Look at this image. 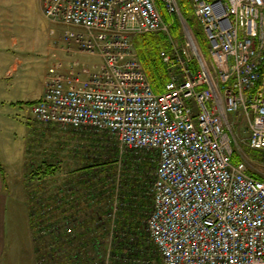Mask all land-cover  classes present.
I'll return each instance as SVG.
<instances>
[{
    "label": "built area",
    "instance_id": "built-area-1",
    "mask_svg": "<svg viewBox=\"0 0 264 264\" xmlns=\"http://www.w3.org/2000/svg\"><path fill=\"white\" fill-rule=\"evenodd\" d=\"M41 2L45 16L65 27L62 50L102 64L54 65L31 106L34 119L109 136L131 167L155 170L150 183L135 187L122 172L83 175L76 203L91 213L65 220L92 219L105 238L82 241L75 262L264 264V180L234 162L240 124L247 147L264 155V0H192L207 57L178 0H161L169 23L157 0ZM175 18L182 47L171 35ZM157 33L170 45L162 53L169 73L163 93L153 90L134 46L138 36Z\"/></svg>",
    "mask_w": 264,
    "mask_h": 264
},
{
    "label": "rangeland",
    "instance_id": "rangeland-1",
    "mask_svg": "<svg viewBox=\"0 0 264 264\" xmlns=\"http://www.w3.org/2000/svg\"><path fill=\"white\" fill-rule=\"evenodd\" d=\"M158 1L160 2L157 0V3ZM11 5V12L17 20L18 37L23 38L29 50L28 57L32 70L24 78L25 81L14 86L16 102L19 103H15L14 108L11 105L8 108L7 105L4 106L0 117V127L3 133L0 135L2 140L0 141V156L5 163L6 173L10 180L8 194L15 200L12 199L9 204L11 221L8 232L13 230L14 235L13 238L11 235L8 237V254L4 264H38L41 261L43 264H77L74 258L77 252H80V243L82 241L92 243L94 238L103 242L105 233L103 230L96 231L92 219H81V222H78L79 219L78 221L76 219L64 220L60 216L62 206L58 200L59 192H61V198L64 193L68 197L67 218L73 217L76 211L85 213L81 210L85 209L86 205L76 203V199L80 200L81 196L78 197L77 190L73 189L74 185L70 184L75 182L78 174L69 177V174L68 176L66 174L68 170H76L77 167H96L100 170V176L103 179L107 173L115 176L122 172L132 187L150 183L155 170L148 163L145 167L146 174L131 167V163L126 158L129 154H121L116 141L110 139L109 136L86 135L53 125H42L34 119L30 100L39 95L49 70L54 65L63 64L64 71L78 63L93 69L99 67L102 60L97 56L87 54L67 55L62 50L65 27L54 24L45 16L41 0H11ZM174 21L176 24L178 20L175 18ZM195 30L198 37L193 29L191 31L195 34L202 53L207 57L209 43L206 35L199 25ZM182 31L183 36L179 37ZM188 31L190 32L189 29ZM171 35L175 44L179 47L185 46L183 28L180 35L175 36L172 33ZM10 116L13 117V121L8 119ZM238 126H240L239 132L241 133L238 155L246 163L249 173L264 180V156L255 157L253 154L259 155V152L254 151L252 154L251 149L246 145L247 132L243 133L242 124ZM243 126L247 129L246 125ZM42 164L56 166L55 176L44 178L43 181H32L30 175L33 170L28 167H34V170H37V167ZM60 184L63 185L61 191L58 189ZM65 188L70 190H65ZM32 201H35L34 209L39 212V217H34L33 223L31 222L32 238L35 242V253L31 254L28 250L30 242L27 238L28 225L24 204ZM56 208H58L57 211H55ZM31 209L30 206V216ZM76 222V226L68 230L69 224ZM91 229L96 232L92 233ZM12 239L13 242H11ZM61 244L64 246L62 247Z\"/></svg>",
    "mask_w": 264,
    "mask_h": 264
},
{
    "label": "crops",
    "instance_id": "crops-1",
    "mask_svg": "<svg viewBox=\"0 0 264 264\" xmlns=\"http://www.w3.org/2000/svg\"><path fill=\"white\" fill-rule=\"evenodd\" d=\"M11 6V0H0V117L2 115V109L5 108L4 106L7 105L8 108V106L11 105L12 108H14L15 103H19L16 102L14 86L25 81L24 78L32 70L28 57L29 50L23 38L20 37V39L18 37L19 31L17 29V20L15 15L11 12ZM47 82L48 77L45 80L44 86L39 95L35 99L30 100L31 102L36 103L43 97ZM8 119L13 121L12 116ZM2 134V129L0 127V135ZM0 141L2 140L0 139ZM5 167V163L0 156V264H4V261H6L8 254V237L11 235L13 238L14 235L13 230L8 232L9 223L11 221L9 204L14 198H10L11 196L8 194L10 180L7 176ZM75 169L76 170H68V173H66L67 176L68 174L69 177L74 174H78L77 176L80 174L84 175L86 173H91L92 171H95L94 169L98 168L77 167ZM60 187L63 188V185L60 184L59 188ZM24 206L26 207L27 214V238L30 242L28 250L32 254L35 253V242L32 238V225L29 214V207L31 204L25 203ZM17 207L20 208L18 205ZM81 211L85 212L87 215L91 213V209L87 207ZM11 242H13V239Z\"/></svg>",
    "mask_w": 264,
    "mask_h": 264
},
{
    "label": "trees",
    "instance_id": "trees-1",
    "mask_svg": "<svg viewBox=\"0 0 264 264\" xmlns=\"http://www.w3.org/2000/svg\"><path fill=\"white\" fill-rule=\"evenodd\" d=\"M181 11H182V15L184 17V19L187 21V23L190 25V27L193 29V31L195 32L196 36L197 32L195 30V28L197 27L198 22L195 19L194 16V11H193V3L192 0H178ZM158 6L159 9L162 13V16L165 20V22L169 23L170 18L167 16L166 12L163 10V7L161 5V0L160 2L158 1ZM200 26V25H199ZM182 25L177 21L176 24H173L171 27V33L175 36H178V34L180 35L181 33V29H182ZM183 36V31H182V35H180L179 37ZM134 46H135V50L138 54V58L140 60V62L143 65V68L148 76V79L153 87V90L156 93H163L165 91L166 85L169 81V73L167 70V67L165 66V64L163 63V59H162V53L164 51H170V45L168 42V37L167 35H165L164 33H157V34H146V35H141L138 36L135 41H134ZM30 105H33L34 102L29 103ZM255 152V151H254ZM253 154V151H252ZM259 155H257L256 153H254L253 155L255 157H261L264 156L261 153H258ZM242 160L240 158V156L238 154H236L234 156V162L235 163H240ZM30 169H32L33 171H31V175L30 178L32 181L34 180H38V181H43L44 178H48V177H53L56 174V169L57 167L54 165H50V164H42L41 166L37 167V170H34V167H28ZM92 168V167H89ZM83 179V175H79L76 177L75 182L74 183H70L73 186L74 191H78V187L77 186H81L82 183L80 182V180ZM74 181V180H71ZM58 189L61 191L62 187H58ZM34 200V199H33ZM58 200L60 201V205L62 207H60V216H62V218L65 220V218H67V200L68 197L67 195L64 193L63 198H61V192L58 193ZM31 222L33 223V219L34 217L38 216V211H36V209H34L35 206V201H32L31 203ZM58 208L55 209V211H57ZM39 210V209H38ZM39 217V216H38ZM36 228V227H35ZM47 229V228H44ZM61 246L63 247L64 244H61ZM61 248V247H59ZM82 247H79V249H81ZM78 251V249L76 250V252ZM79 252H77L76 255H78Z\"/></svg>",
    "mask_w": 264,
    "mask_h": 264
}]
</instances>
